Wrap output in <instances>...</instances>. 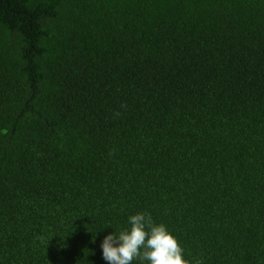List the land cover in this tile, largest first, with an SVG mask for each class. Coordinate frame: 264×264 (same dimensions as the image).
I'll use <instances>...</instances> for the list:
<instances>
[{"label": "trees", "instance_id": "obj_1", "mask_svg": "<svg viewBox=\"0 0 264 264\" xmlns=\"http://www.w3.org/2000/svg\"><path fill=\"white\" fill-rule=\"evenodd\" d=\"M141 212L264 264V0H0V264H108Z\"/></svg>", "mask_w": 264, "mask_h": 264}, {"label": "clouds", "instance_id": "obj_2", "mask_svg": "<svg viewBox=\"0 0 264 264\" xmlns=\"http://www.w3.org/2000/svg\"><path fill=\"white\" fill-rule=\"evenodd\" d=\"M129 225L104 238L102 255L108 264H132L135 259L148 264H189L178 239L164 224H156L150 214L131 215Z\"/></svg>", "mask_w": 264, "mask_h": 264}]
</instances>
